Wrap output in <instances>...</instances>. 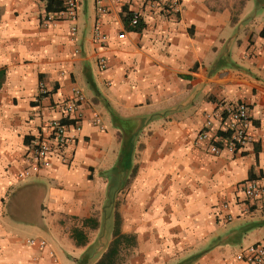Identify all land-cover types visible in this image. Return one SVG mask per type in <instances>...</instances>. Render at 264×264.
I'll use <instances>...</instances> for the list:
<instances>
[{
    "label": "crops",
    "instance_id": "0c3cea01",
    "mask_svg": "<svg viewBox=\"0 0 264 264\" xmlns=\"http://www.w3.org/2000/svg\"><path fill=\"white\" fill-rule=\"evenodd\" d=\"M77 1L76 19L49 20L46 0H0V264H61L66 249L77 260L92 242L73 225L111 213L136 239L128 264H247L236 255L264 240L263 200L244 194L264 184V0H181L179 13L101 0L103 14ZM74 89L76 143L20 177ZM238 102L252 120L240 150L196 142L208 113ZM108 105L142 126L127 171Z\"/></svg>",
    "mask_w": 264,
    "mask_h": 264
},
{
    "label": "built area",
    "instance_id": "2783aa9c",
    "mask_svg": "<svg viewBox=\"0 0 264 264\" xmlns=\"http://www.w3.org/2000/svg\"><path fill=\"white\" fill-rule=\"evenodd\" d=\"M63 9L54 13L49 20L69 19L77 17L79 3L77 0H62ZM158 2L167 11L179 13L182 10L181 0H150ZM97 11L99 14L106 12V8L98 1ZM139 14L133 15V21L139 22ZM126 34H120V38H125ZM105 36L98 31L95 33L97 42H104ZM99 65L106 69V59L100 57ZM75 101L64 104L63 115L59 119H53L47 126V137L35 143L33 147L30 166L26 167L19 174L20 177H29L33 173H38L41 169L47 168L51 164L53 155L56 152L73 146L76 143V132L81 130L80 117L77 116L78 109L84 100V96L79 89H74ZM219 121L220 127L216 129L215 123ZM100 121L96 118V122ZM252 125L249 107L244 102L223 104L217 110L206 115L204 128L196 138L197 143H207L211 153H219L221 150L236 152L240 150L250 139L249 129ZM215 129V130H214ZM71 131H74L72 134ZM244 194L247 199H261L264 203V184L258 180H248L244 183ZM228 205L225 204L226 208ZM264 211V204H263ZM232 219L231 215L227 217ZM31 245L39 244L41 248L46 247L45 240L30 239ZM236 258L247 264H264V240L248 245L243 248Z\"/></svg>",
    "mask_w": 264,
    "mask_h": 264
},
{
    "label": "trees",
    "instance_id": "16d2710c",
    "mask_svg": "<svg viewBox=\"0 0 264 264\" xmlns=\"http://www.w3.org/2000/svg\"><path fill=\"white\" fill-rule=\"evenodd\" d=\"M47 10L49 12H57L63 9L62 0H46ZM130 14L128 19H130ZM141 24L138 23L134 29H140ZM110 109L114 124L122 130L124 135V155L122 154V165L124 162L125 170H129L132 165V155L134 151V138L139 134L142 126H139L134 119H123L120 118L113 109L108 105ZM92 223L97 226V221L94 218H86L83 222L84 226H88ZM73 237L76 243L84 245L88 242V236L82 228H75L73 231ZM136 245V239L133 234L123 232L120 215L115 214V224L113 238L108 247L95 258L97 251L94 244H91L84 254L76 260V264H126L125 253H131Z\"/></svg>",
    "mask_w": 264,
    "mask_h": 264
},
{
    "label": "rangeland",
    "instance_id": "374dc122",
    "mask_svg": "<svg viewBox=\"0 0 264 264\" xmlns=\"http://www.w3.org/2000/svg\"><path fill=\"white\" fill-rule=\"evenodd\" d=\"M114 218V219H113ZM94 219L97 221V226L94 227L92 223H89L88 226L83 225V221H75L74 228H82L88 236V241H91L92 244L95 245L97 254L95 258H97L110 244L113 233H114V224H115V217L112 213L107 216H102L98 214L94 216ZM132 256V252L125 253V260L126 264L130 260ZM61 264H76V260L74 259V254L69 252V249H66L64 252L61 253Z\"/></svg>",
    "mask_w": 264,
    "mask_h": 264
}]
</instances>
